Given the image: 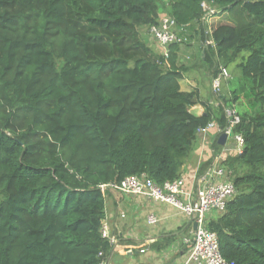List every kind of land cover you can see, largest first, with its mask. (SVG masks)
<instances>
[{"label":"trees","instance_id":"16d2710c","mask_svg":"<svg viewBox=\"0 0 264 264\" xmlns=\"http://www.w3.org/2000/svg\"><path fill=\"white\" fill-rule=\"evenodd\" d=\"M204 1L216 8L207 23ZM165 14L200 39L213 78L238 73L245 144L226 159L237 193L208 227L229 263L264 264V0H0V264H101L113 248L100 185L173 181L200 130L228 124L224 92L213 110L182 89L191 41L165 54L144 38Z\"/></svg>","mask_w":264,"mask_h":264},{"label":"built area","instance_id":"2783aa9c","mask_svg":"<svg viewBox=\"0 0 264 264\" xmlns=\"http://www.w3.org/2000/svg\"><path fill=\"white\" fill-rule=\"evenodd\" d=\"M202 7L204 10L202 21L207 23L208 17L216 11V8L207 1L202 2ZM150 34L152 39L164 48L165 54L170 44H185L191 41L185 28H179L175 19L169 14L163 15L159 22L150 28ZM209 43L213 41L207 40L206 44ZM230 76V71L226 67H221L218 75L212 79L216 97L221 96L222 84ZM225 111L228 124L224 128H220L216 122H211L200 130L203 137H207L212 130L227 134L224 147L217 153L212 150V162L201 172L198 166L190 176L182 175L163 184L156 183L144 173L129 176L118 183L100 185L104 194L111 189L126 197L151 199L158 203L169 204L183 214L192 226V237L188 240L190 247L183 264H231L221 253L217 233L208 227L209 220L223 213L228 202L237 193L232 170L227 166L226 159L228 155L241 153L245 144L244 136L234 130L241 122L237 108L226 106ZM122 217H125V213H122ZM158 220L154 213L147 217L150 225L157 224ZM194 223L197 224L196 229ZM101 232L112 248L118 245V238L112 233L106 218L103 220ZM106 263L107 259L101 264Z\"/></svg>","mask_w":264,"mask_h":264},{"label":"crops","instance_id":"0c3cea01","mask_svg":"<svg viewBox=\"0 0 264 264\" xmlns=\"http://www.w3.org/2000/svg\"><path fill=\"white\" fill-rule=\"evenodd\" d=\"M155 46L156 51L165 53L161 45L157 43ZM203 50L198 37H194L190 45H181L179 61L189 66L181 86L185 91L198 90L202 101H208L212 109L217 110L213 76L199 59ZM228 69L231 76L225 80V84L229 92L234 85L229 80L239 76L235 74L234 66ZM235 107L238 109V105ZM205 109L203 103H197L190 111L200 116L205 113ZM216 135L215 130L207 138L199 135L194 152L184 166L183 175L190 176L198 166L212 157V144ZM106 196L105 218L118 238V245L113 247L106 264H183L189 249L188 240L192 237L191 223L183 214L169 204L147 198H130L111 191ZM122 213H125V217H122ZM151 213L159 219L155 225L147 222Z\"/></svg>","mask_w":264,"mask_h":264},{"label":"rangeland","instance_id":"374dc122","mask_svg":"<svg viewBox=\"0 0 264 264\" xmlns=\"http://www.w3.org/2000/svg\"><path fill=\"white\" fill-rule=\"evenodd\" d=\"M166 11V12H165ZM164 11V13H167V9ZM142 32H143V35H144V38L146 39V41H148V43L151 45V46H153L154 48L156 47L155 45L157 44V42H155L153 39H152V36H151V34H150V29L149 28H144L143 30H142ZM165 50L163 49V52H164ZM220 66H224V64L223 63H220ZM234 80V82H233V87H229L230 88V91L228 92H226L225 93V91H226V84H224V86H223V88H222V92L221 93H223L224 92V96H225V98L226 99H224L223 101L225 102V105L226 106H231V104H234V105H238V109L239 110H242L243 108H248V102H247V100H245L244 98H242V99H240V100H238V101H233L231 98L233 97V91H234V89L235 88H237V86L239 85V84H241V81L239 80V79H237V77L235 78V79H233ZM226 83V82H225ZM225 90V91H224ZM215 95V94H214ZM221 103V101L219 100L218 101V105ZM217 105V106H218ZM232 176H233V172H232ZM190 247V246H189ZM188 250V249H187Z\"/></svg>","mask_w":264,"mask_h":264},{"label":"water","instance_id":"95a60500","mask_svg":"<svg viewBox=\"0 0 264 264\" xmlns=\"http://www.w3.org/2000/svg\"><path fill=\"white\" fill-rule=\"evenodd\" d=\"M226 141H227V134L222 133L220 135V137H219V143L222 144V145H225ZM194 228L195 229L197 228V224L196 223H194Z\"/></svg>","mask_w":264,"mask_h":264}]
</instances>
